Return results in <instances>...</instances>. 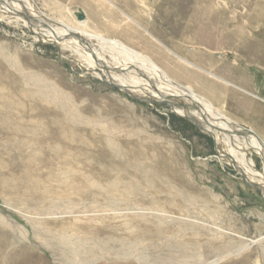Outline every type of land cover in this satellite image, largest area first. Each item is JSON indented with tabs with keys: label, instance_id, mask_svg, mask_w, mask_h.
Returning <instances> with one entry per match:
<instances>
[{
	"label": "rangeland",
	"instance_id": "1",
	"mask_svg": "<svg viewBox=\"0 0 264 264\" xmlns=\"http://www.w3.org/2000/svg\"><path fill=\"white\" fill-rule=\"evenodd\" d=\"M35 4L150 58L212 117L264 142V0ZM41 41L0 14V264H264V195L226 163L238 149L222 141L218 156L169 104L134 101ZM74 43L59 41L65 56L101 74ZM239 139L264 185L262 159Z\"/></svg>",
	"mask_w": 264,
	"mask_h": 264
},
{
	"label": "bare ground",
	"instance_id": "2",
	"mask_svg": "<svg viewBox=\"0 0 264 264\" xmlns=\"http://www.w3.org/2000/svg\"><path fill=\"white\" fill-rule=\"evenodd\" d=\"M1 13H9L10 16L22 20L26 26L30 27V30L32 32H35L38 38L43 39V41L48 42V44L54 45L59 50L58 52H60L59 58L71 67L77 66L85 74H92L100 78L103 83L106 79V81L120 86L121 88H123V93L128 96L133 95L139 97L140 99H149L151 101H154V104H169L172 111L180 117L184 119H195V122L197 121L200 125L205 127V129H207L211 133V135H213L216 144L220 146V143L226 140V142L231 144L234 149H238L237 151L239 152V154H241V157L238 159H236V157L234 159L233 157L232 160H226V163L235 168L236 171L239 170L241 174H244L248 182H256L254 180L255 178H258L260 174L258 172L256 173L253 162L249 158H247L246 153L242 152V149L239 148V144H241L239 143V136L242 132H240L239 130L242 127H236L235 125L228 123L222 118L219 119L216 117H212L207 111L213 113L214 109L208 101L194 93V91L190 88L172 81L159 67L156 66V64H154V62L150 58L129 49L128 47L117 41L94 37L90 39L91 41L93 39L95 42H91L90 40L85 38L84 35V37L77 35L66 25L47 19L37 9L35 0H0V14ZM76 16L79 21H83L85 19V16L81 13H76ZM74 38H76L77 40H75ZM43 41L41 42L43 44H46ZM59 41L62 43L72 41L75 42L74 44L78 43L79 45H81L83 49L81 48V50L79 47H77L75 48V53H77V55H81L84 49L87 50L90 55L83 53L82 56L87 60V62H89L91 66L97 67L102 71V73H97L95 72V70L93 71V73L91 70L84 68L77 60L73 59L70 56H65V53L63 52L61 48L62 46L59 44ZM95 49H97L96 51L98 53L95 52ZM105 55H109L111 59H113L114 64L108 63V61L104 60ZM127 72L134 73L140 80L134 79L133 81H131L132 76L126 74ZM125 75L127 76L125 77ZM138 87H140V89H138ZM175 102L187 105L189 106V108H179L177 107V103ZM203 116L205 119H203ZM206 122L210 123L214 128L211 129L207 127ZM191 123L195 125L193 122ZM204 124L206 126H204ZM253 133L256 136L249 135L247 138H243V142L249 148L255 151L264 163V142L255 132ZM243 165H245L248 170H243ZM261 176H264V172L261 174ZM136 254L137 252L135 253V255Z\"/></svg>",
	"mask_w": 264,
	"mask_h": 264
},
{
	"label": "water",
	"instance_id": "3",
	"mask_svg": "<svg viewBox=\"0 0 264 264\" xmlns=\"http://www.w3.org/2000/svg\"><path fill=\"white\" fill-rule=\"evenodd\" d=\"M58 50V49H57ZM59 51V50H58ZM59 54H60V52H59ZM104 83L106 84V85H109V86H112V87H114V88H116V89H118L119 91H122V92H124L123 91V88H121L120 86H118V85H115L114 83H112V82H109V81H104ZM156 90V89H155ZM126 93H128V92H126ZM129 98L130 99H132V100H134V101H138V102H142V103H147V104H150V105H152V104H154L155 102L154 101H151V100H149V99H140L139 97H136V96H131V95H129ZM168 101V100H167ZM175 103H177L176 105H177V107H179V108H184V109H188L189 108V106H187V105H183V104H181V103H178V102H175ZM194 108V107H193ZM189 122H193L194 124H195V127L200 131V132H202V133H204V134H206L207 136H209L210 138H212L213 139V141H214V145H215V149H216V152H217V155L219 156V154H218V150H217V144H216V142H215V140H214V138H213V135H211V133L207 130V129H205V127H203L202 125H200L197 121L195 122V119H193V118H186ZM203 119H205L204 118V116H203ZM206 121V120H205ZM206 125H207V127H209V128H211V129H213L214 127L210 124V123H207L206 122ZM243 132H241L240 133V135H242L243 136V138H247L249 135H253V136H256L251 130H248V129H245V128H243ZM241 175V178L247 183V185L248 186H250L251 188H253V189H255V190H258L262 195H263V185H261V184H258V183H250V182H248L247 181V179H246V177H245V175L244 174H240Z\"/></svg>",
	"mask_w": 264,
	"mask_h": 264
}]
</instances>
